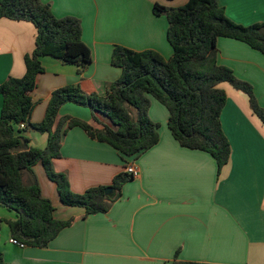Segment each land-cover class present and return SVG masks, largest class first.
I'll use <instances>...</instances> for the list:
<instances>
[{
  "label": "crops",
  "instance_id": "crops-1",
  "mask_svg": "<svg viewBox=\"0 0 264 264\" xmlns=\"http://www.w3.org/2000/svg\"><path fill=\"white\" fill-rule=\"evenodd\" d=\"M187 1L40 0L55 18L70 16L80 21L81 40L90 51L91 63L78 73L74 65L41 58L43 72L30 93L29 122L43 119L50 94L58 88L73 85L85 94L102 95L104 84L120 75L110 64L115 46L153 50L168 59L172 51L166 40L167 20L153 15L152 7L178 8ZM217 3L236 24L264 22V0ZM35 36L29 22L0 19V85L24 75L23 59L34 49ZM216 48L217 63L250 84L264 108V55L227 38H218ZM219 88L226 96L219 119L230 147L219 174L208 154L178 145L167 129L166 109L152 98L148 117L159 126L158 142L136 158H124L73 127L61 139L60 158L52 161L53 170L66 175L72 193L110 186L113 177L125 171V161L137 168V177L121 187L107 213L83 218V208L59 202L55 184L36 164L33 171L41 195L54 207V218L72 219V223L44 249L19 248L10 243L4 228L5 221L14 220L15 215L0 207L3 263L169 264L176 258L197 264H264V124L250 110L245 94L227 83ZM65 116L95 126L87 108L64 104L57 119ZM24 135L31 147H45L46 135L31 129Z\"/></svg>",
  "mask_w": 264,
  "mask_h": 264
},
{
  "label": "trees",
  "instance_id": "trees-1",
  "mask_svg": "<svg viewBox=\"0 0 264 264\" xmlns=\"http://www.w3.org/2000/svg\"><path fill=\"white\" fill-rule=\"evenodd\" d=\"M152 13L167 20L166 40L172 51L168 59L153 50L115 46L110 64L120 75L104 84L102 95L85 94L73 85L58 88L50 94L43 119L34 124L29 122L33 109L30 93L36 87L37 75L43 72L41 58L74 65L81 73L91 63V54L81 40L77 18H55L49 5L40 0H0V19L29 22L36 29L34 49L23 59L24 75L10 77L0 85V207L15 215L5 224L9 237L24 247L44 249L72 223V219L54 218L52 203L41 195L33 171L36 164L42 165L55 184L59 202L83 208V218L107 213L118 200L121 187L134 179L122 171L110 186L72 193L66 175L55 172L52 166V161L60 158L61 139L69 129L78 127L124 158H136L158 142L159 126L148 117L152 98L166 109L167 129L178 145L208 154L219 174L230 154L219 119L226 100L219 84L227 83L245 94L250 110L264 124V108L252 86L216 60L218 38L241 42L264 55V22L236 24L225 16L217 0H188L178 8L154 4ZM67 103L87 108L95 126L68 116L57 119L60 107ZM27 129L46 135L43 149L30 146L24 135ZM107 188L112 190L110 195L104 194ZM0 264H4L1 253ZM169 264L197 263L174 258Z\"/></svg>",
  "mask_w": 264,
  "mask_h": 264
},
{
  "label": "built area",
  "instance_id": "built-area-1",
  "mask_svg": "<svg viewBox=\"0 0 264 264\" xmlns=\"http://www.w3.org/2000/svg\"><path fill=\"white\" fill-rule=\"evenodd\" d=\"M19 128L23 129L24 125H20ZM125 171H126V173L131 175L132 178H136L137 175H138L137 168L133 164H127L126 167H125ZM10 243L13 244V245H16L19 248H24V246L22 244L16 242L13 239L10 240Z\"/></svg>",
  "mask_w": 264,
  "mask_h": 264
},
{
  "label": "water",
  "instance_id": "water-1",
  "mask_svg": "<svg viewBox=\"0 0 264 264\" xmlns=\"http://www.w3.org/2000/svg\"><path fill=\"white\" fill-rule=\"evenodd\" d=\"M112 190L110 188L104 190L105 195L111 194Z\"/></svg>",
  "mask_w": 264,
  "mask_h": 264
},
{
  "label": "rangeland",
  "instance_id": "rangeland-1",
  "mask_svg": "<svg viewBox=\"0 0 264 264\" xmlns=\"http://www.w3.org/2000/svg\"><path fill=\"white\" fill-rule=\"evenodd\" d=\"M247 26H250V25H247ZM107 189H108V188H107ZM3 223H4V222H3ZM4 224H5V223H4ZM4 224H1V225L3 226ZM5 227H6V228H5ZM4 228L7 229V226H4Z\"/></svg>",
  "mask_w": 264,
  "mask_h": 264
}]
</instances>
